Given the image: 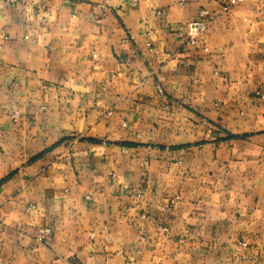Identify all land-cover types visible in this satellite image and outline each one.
<instances>
[{
	"label": "crops",
	"instance_id": "obj_1",
	"mask_svg": "<svg viewBox=\"0 0 264 264\" xmlns=\"http://www.w3.org/2000/svg\"><path fill=\"white\" fill-rule=\"evenodd\" d=\"M0 264H264V0H0Z\"/></svg>",
	"mask_w": 264,
	"mask_h": 264
},
{
	"label": "built area",
	"instance_id": "obj_2",
	"mask_svg": "<svg viewBox=\"0 0 264 264\" xmlns=\"http://www.w3.org/2000/svg\"><path fill=\"white\" fill-rule=\"evenodd\" d=\"M15 1L16 0H8L9 3H14ZM242 1L243 0H219L222 10L225 13ZM207 14H208L207 10H201L199 12V18H201V20L190 22L187 25V30H186L187 41L185 44L186 46L194 47L197 45L198 39L207 29V23L202 20V18ZM41 234L47 236L49 234V230L41 231Z\"/></svg>",
	"mask_w": 264,
	"mask_h": 264
}]
</instances>
